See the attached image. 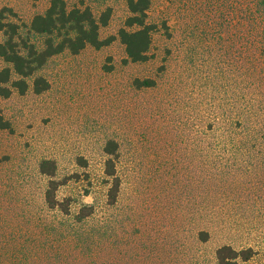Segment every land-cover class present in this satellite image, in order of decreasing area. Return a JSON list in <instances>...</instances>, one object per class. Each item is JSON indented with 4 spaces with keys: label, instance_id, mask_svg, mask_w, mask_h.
Here are the masks:
<instances>
[{
    "label": "rangeland",
    "instance_id": "374dc122",
    "mask_svg": "<svg viewBox=\"0 0 264 264\" xmlns=\"http://www.w3.org/2000/svg\"><path fill=\"white\" fill-rule=\"evenodd\" d=\"M65 1L109 10L100 36L113 39L52 56L38 72L48 90L0 96V264H217L223 244L252 246L251 263L264 264V135L248 150L221 147L243 134L237 120L259 118L264 130L255 0H152L145 62L127 60L117 36L127 0ZM49 2L0 0V16L38 42L30 22ZM109 139L121 179L113 204ZM47 160L67 210L44 200Z\"/></svg>",
    "mask_w": 264,
    "mask_h": 264
},
{
    "label": "trees",
    "instance_id": "16d2710c",
    "mask_svg": "<svg viewBox=\"0 0 264 264\" xmlns=\"http://www.w3.org/2000/svg\"><path fill=\"white\" fill-rule=\"evenodd\" d=\"M152 0H127L128 16L119 28L117 36L124 45L127 60L145 62L149 58L152 36L157 25L148 22V10ZM109 10L96 17L93 11L85 7H68L65 0H50L45 12L36 14L31 22L29 31L39 37V41L23 37L19 25L11 21H2L0 16V31L3 39L0 41V57L7 64L0 68V96L8 97L13 90L23 94L29 88L36 94L49 89L50 83L38 72L54 55L64 51L78 54L87 45L101 48L113 39H102L100 27L108 21ZM255 29L258 37V53L264 65V0H255ZM31 83V84H30ZM137 88L152 87L155 81L146 78L134 80ZM242 129V135L237 140L232 138L230 144L233 150H248L259 143L264 135L259 118H246L244 124L236 121ZM261 127V128H260ZM220 147V146H216ZM118 143L109 139L105 143L104 153L107 159L104 164V174L108 177L106 201L116 202L120 190L121 179L116 172L115 159L118 157ZM218 168V167H217ZM40 171L48 177L44 200L51 208L67 210L68 204L56 198L55 192L63 184L54 178L55 166L47 160L40 164ZM91 209L83 206L81 217L90 215ZM196 236L200 241H207L209 232L199 230ZM257 251L252 246L236 248L231 244H223L216 248L214 258L217 264H252L251 260Z\"/></svg>",
    "mask_w": 264,
    "mask_h": 264
}]
</instances>
